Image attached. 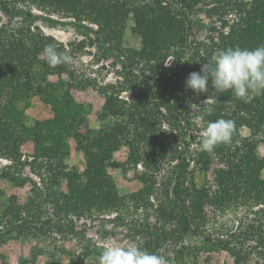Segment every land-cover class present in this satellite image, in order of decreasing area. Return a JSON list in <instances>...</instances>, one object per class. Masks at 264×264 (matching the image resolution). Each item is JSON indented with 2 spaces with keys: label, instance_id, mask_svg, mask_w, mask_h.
Segmentation results:
<instances>
[{
  "label": "trees",
  "instance_id": "obj_1",
  "mask_svg": "<svg viewBox=\"0 0 264 264\" xmlns=\"http://www.w3.org/2000/svg\"><path fill=\"white\" fill-rule=\"evenodd\" d=\"M34 6L63 15L74 26L95 25L81 44L95 45L120 68L121 79L97 88L105 98L103 115L109 121L89 127L86 139L78 144L85 156L83 171L67 163L69 137L77 126L87 124L84 112L71 115L73 100L68 93L86 84L76 83L71 64L46 62L42 54L46 44L54 43L70 56L74 47L36 24ZM201 6L218 23L209 25L202 38L193 18ZM130 18L141 48L123 44ZM261 44L264 0H0V154L10 161L0 170V179L19 186L30 182L32 191L30 202L23 205L12 201L14 195L9 199L0 214V240L40 229L42 214L36 206L41 208L55 197L58 233L81 232L85 237L76 218L93 219L115 210L116 219L126 220L143 248L171 257L174 264H199L202 253L221 250L233 256L234 264H252V254L259 257L254 264H264L260 260H264V177L257 151L264 132V95L244 102L230 91L215 92L210 83L208 92L201 94L185 85L189 73L199 71L217 49ZM51 72L58 73L59 81L50 79ZM29 84L41 87L54 118L33 119L26 113ZM197 107L204 127L221 118L234 122L230 142L212 152L199 148L201 135L194 134L192 127V111ZM243 128L250 134L243 135ZM27 140L34 142L40 184L24 174L28 161L22 145ZM123 144L129 147L128 159L116 163L114 153ZM216 159L220 165L214 169L213 184H199L196 172L206 173ZM129 163L144 167L137 173L144 186L121 194L108 168ZM63 179L68 183L66 195L56 188ZM242 206H259L254 212L263 219L226 237L211 232V219ZM92 253L86 248L77 264H84ZM28 261L22 257L19 264Z\"/></svg>",
  "mask_w": 264,
  "mask_h": 264
},
{
  "label": "rangeland",
  "instance_id": "obj_2",
  "mask_svg": "<svg viewBox=\"0 0 264 264\" xmlns=\"http://www.w3.org/2000/svg\"><path fill=\"white\" fill-rule=\"evenodd\" d=\"M37 14L36 24L39 25L45 33L54 36L58 41L68 45L73 44L71 56L74 58V64L71 68L75 74L76 83L82 82L86 84V88L69 89L68 96L73 100L71 104V115H80L82 112L87 117V124L77 126L75 133L69 137L70 155L67 163L70 168H77L83 171L85 164V156L77 148L78 144L86 139L88 128H98L109 119H105L103 115V105L105 98L97 90L99 86L108 82H116L121 79L120 68L113 66L112 57L107 58L105 54L95 45L86 44L83 46L82 40L87 39V34L92 35V28L95 25L86 23L84 26H74L70 23L71 19L63 15L54 14L47 10H42L36 6L32 7ZM207 7L201 6L198 12L194 15L195 29L199 37H204L207 34V27L212 24H218L216 16L209 17ZM124 45L129 47L141 48V37L134 32V20L129 19L124 32ZM52 81H59L60 76L57 72L50 73ZM62 78L70 79L68 74H62ZM29 99L27 101L26 113L33 119L45 120L54 118L55 112L53 107L46 103L42 96L41 87L36 84H29ZM124 96L128 92L123 93ZM196 107V106H195ZM192 117L195 126L192 125L194 134L202 135L204 122L199 113V108L192 111ZM243 135H249L248 128H243ZM197 139V138H195ZM260 143L258 144V154L260 158L261 173L264 177V132L260 135ZM24 157L28 164L24 169V174L30 179L39 181L38 168L35 166L34 158V142L27 140L22 145ZM129 147L126 144L121 145L120 149L114 153V161L116 163H124L128 159ZM10 161L0 154V170L5 168ZM220 163L216 159L210 169L206 173L196 172V180L199 184L203 182L211 184L214 182V169ZM142 165L137 167L133 163L128 165L116 166V164L108 168L109 173L113 177L118 190L121 194L138 191L144 186V183L138 178V170H143ZM163 172V171H161ZM40 184V183H39ZM57 188L58 194L66 195L68 193V183L63 179ZM158 189L155 190V193ZM15 199L12 201L17 204H25L30 202L32 197L31 183L24 186H19L7 179H0V214L6 209L8 201L12 196ZM156 195V194H154ZM154 197V202L157 199ZM12 199V198H11ZM60 199V197H59ZM56 198H52L44 202L43 207L36 206L39 213L42 214V219L39 228L30 230L26 235L17 233L5 236L0 240V264H19V260L24 257L29 261L27 264H77V259L83 255V252L88 248L93 251L92 256L86 259L84 264H99V256L102 248L109 243L135 241L139 243V239L133 238V232L129 226L125 225L124 218L116 219L115 210H106L98 214L96 218L86 219L84 217L76 218V227L79 231H83L85 237H82L81 232L78 233H58L56 231V216L53 208ZM260 207H238L227 210L224 214L211 219V232L217 237L235 233L240 228L244 230L247 224L261 220L263 217L256 215L254 211H259ZM152 211V210H151ZM152 220H155V213L152 211ZM206 213L211 218L213 216L211 208L207 205ZM126 217V214H124ZM122 216V217H124ZM259 216V217H258ZM52 218L53 222L48 223ZM181 222H185V218H180ZM4 221V220H3ZM3 227L0 226V230ZM259 257L257 254L251 255V263L254 264ZM264 262L263 259H260ZM199 264H234L233 256L227 250L202 253L199 258Z\"/></svg>",
  "mask_w": 264,
  "mask_h": 264
},
{
  "label": "clouds",
  "instance_id": "obj_3",
  "mask_svg": "<svg viewBox=\"0 0 264 264\" xmlns=\"http://www.w3.org/2000/svg\"><path fill=\"white\" fill-rule=\"evenodd\" d=\"M42 54L50 66L74 64V58L59 51L54 43L46 44ZM209 83L215 92L230 91L244 102L264 95V44L251 49L239 46L217 49L199 71L189 73L185 80L186 87L196 94L207 93ZM233 129L232 120L221 118L208 122L202 131L199 148L212 152L217 145L230 142ZM99 264H174V261L129 241L106 244L101 250Z\"/></svg>",
  "mask_w": 264,
  "mask_h": 264
}]
</instances>
